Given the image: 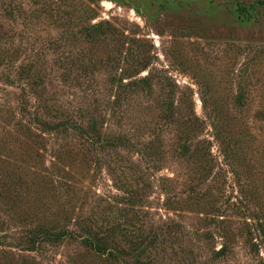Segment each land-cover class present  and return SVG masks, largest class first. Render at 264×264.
I'll list each match as a JSON object with an SVG mask.
<instances>
[{"label": "rangeland", "instance_id": "1", "mask_svg": "<svg viewBox=\"0 0 264 264\" xmlns=\"http://www.w3.org/2000/svg\"><path fill=\"white\" fill-rule=\"evenodd\" d=\"M234 1L0 0V264H122L95 255L76 237L46 241L39 251L22 246L28 231L68 214L100 230L140 214L149 231L176 220L183 233L162 241L154 252L158 264H264L262 217L253 219L229 201L220 204L223 222L217 214L204 219L167 205L169 196L189 194L192 160L181 153L186 138L191 152L201 140L211 141L221 176L208 182L222 187L231 203L240 195L208 117L219 108L239 139L231 152L249 145L257 160L256 188L249 175L243 187L249 208L264 214V7L244 24ZM67 51L71 62L60 58ZM120 51L130 62L149 61L133 79L149 73L151 79L114 112L111 79L120 72L108 62ZM203 95L218 105L206 110ZM170 97L179 103L178 116L155 139ZM192 112L200 119L197 131L188 123ZM63 118L85 127L104 121V133L127 134L148 151L160 146L159 162L147 159V168L141 153L113 146L97 150L95 161L94 149L72 126L43 136L39 121ZM244 123L249 141L240 137ZM59 160L67 169L60 171L63 178L48 173H56ZM222 227L230 239L221 237ZM225 242L227 253L215 257Z\"/></svg>", "mask_w": 264, "mask_h": 264}, {"label": "trees", "instance_id": "2", "mask_svg": "<svg viewBox=\"0 0 264 264\" xmlns=\"http://www.w3.org/2000/svg\"><path fill=\"white\" fill-rule=\"evenodd\" d=\"M263 7L264 0L234 1V11L237 14L238 19L244 24H251L256 21L259 12L263 10ZM99 26L100 25L98 24L97 27ZM90 33L93 32L91 31ZM67 52H69V54H66V52H64V57L60 58H65L64 60L66 62H71V51ZM122 53V51L117 52L112 58H110L108 62H111L114 68H118L120 72L119 76L113 77L111 79L112 82L117 86V93L114 97L115 100L110 106V109H112L114 112L118 110L120 111V109H122L129 95L135 92L136 86L140 85L141 83H145L143 85L148 86L147 82L151 79L150 73L149 76L147 75L146 77L140 79H133L135 76L148 68L149 61L141 59L137 62H130V59L127 58L128 53H126V56H123ZM10 60L11 62H15V59ZM72 65L74 66V63ZM12 68L14 69L15 65H13ZM240 97L242 96L240 95ZM173 100L174 98L170 97L167 103V107L163 106L162 108L163 111L157 124L158 126L156 129L158 133L155 139L161 137V133L164 131L163 128L165 129V127H170L178 116L179 111H177V109L180 106L179 103L175 105ZM202 100L204 108L206 110H208L209 108L208 104L210 105L211 103H216L218 105V100H211L207 97V95H203ZM22 111L25 112L26 109H24L23 107ZM208 117L214 124L215 137L220 142L222 149L221 151L224 153V157L226 159L225 163L231 168V171L237 178L238 185L241 186L240 195L237 197L236 201L231 203V199H229L228 196H225L222 187H218L217 185H215V183L212 184L208 182L210 177L213 181L215 177L221 176V171L219 170L220 168H217L219 164H216V160L212 158L213 154L211 151V141L201 140L195 146V149L191 152L189 146L186 145L188 144L190 139L186 138L181 149V153L185 156L188 155L189 159L192 160V180L189 184V194L185 198L181 199H178L175 196H169L167 198V205L169 209L176 213H181L183 212V210H185V208H187L189 212L204 217V219L215 217V215L217 214L221 217V222H223L222 220H224L225 215L224 213H222L223 206H221L220 204H224L226 201H229V205H238L240 210H242V208L244 210H247L248 214L253 219L256 218L257 220L261 221L262 218L264 219V214H262V216H259V213L255 212L254 210L252 211V209L249 208V205L245 202V199L248 198V190H245L246 187H243V185L246 183V181L243 180L244 176L249 175L248 177H250V179L252 178L251 184H253L254 180H256L255 178L253 179V176L257 172V167L255 164L257 160L253 159L252 156H250V146H245V149L242 150V153L238 151L237 148L233 149V151L231 152L232 145H235L236 147L237 141L239 142V139H237V137L233 135L232 125L229 122L223 121L222 113L219 108L216 110L214 109V112L212 113L211 111H209ZM199 121V117L195 115L194 112H192V116L189 118L188 123H191L192 126L194 123H196V131L199 126ZM39 124L41 131L44 132L43 136L45 134L52 135L54 133H59L62 131V129H66L68 126H72L75 130L82 133L86 142H88L94 149L92 151V158L95 161L96 156H98L99 154L96 151L99 149H104L108 146L119 147L120 149L126 148L130 151L136 150L137 152L141 153L142 156H144L143 158H145V162L148 159L154 164H157V162H159L158 159L156 160V157L161 155L159 152L160 146H157L153 143L152 147L149 146L151 149L148 151V145L146 146L141 142L137 143L132 141L133 138L127 134L111 135L107 132L104 133L101 129V126H104L105 124L104 121H102L101 126H99V124L97 125L96 122V124L90 125V127H85L82 123H78L74 119L65 118L56 120L54 122L41 120L39 121ZM244 124L239 128L240 137L243 138V141H245L247 138V140L249 141V133H243V131L241 130L243 126H248L247 123ZM234 138L236 140V143L235 141L232 142ZM88 154L90 155L91 153L89 152ZM85 157L89 156L86 154ZM87 160H89V158H87ZM54 165V170H56L57 174L53 171L51 172L50 170L48 173H51L52 176L58 175V177L63 178L64 176H61L62 173H60V171H67L66 166H64L63 162L60 160L59 162L54 163ZM260 167L264 168V163H261ZM147 168H149V163L147 165ZM86 172L87 174L91 173L90 169L87 167ZM250 173L252 176L250 175ZM65 180L68 179L65 178ZM206 183L207 185H205ZM253 186L255 187L254 184ZM248 187L250 188L251 185H248ZM128 203L131 204L132 207L130 212H133L135 209L134 207L137 204H135L133 199ZM126 210L128 211L129 209ZM142 217L143 215L140 214V216L137 215L131 220H122L120 222L109 225L105 229L102 228V230H100L93 229L91 225L86 224L84 222L85 220L81 219L79 214L77 215V217H74L73 215L70 216L68 214L61 221H58L52 226L40 225L32 231H28L27 236L22 241V246L29 251H39L40 249L42 250L43 243H45L46 241H58L64 238L76 237L83 240L86 248H88L90 252L92 251V253H94L95 255L103 257L107 262H118L122 264H158L156 262L157 259L154 258V252L159 248V245L163 244L162 241H164V239L168 242L178 240L183 233L182 225L173 219L171 222L163 225V227H160V230L149 231L145 228V223ZM72 223H74L73 225H75L76 228H71L70 224ZM222 228L223 232L221 233V237L230 239L226 227ZM262 228L264 229V227ZM79 229H82V231H79ZM228 246L229 245L225 242L221 249L216 251L215 257H221L222 255H225L228 251ZM144 257H146V259H144Z\"/></svg>", "mask_w": 264, "mask_h": 264}]
</instances>
